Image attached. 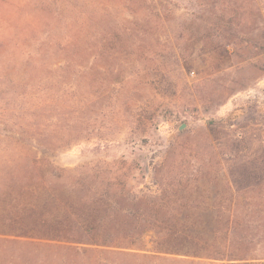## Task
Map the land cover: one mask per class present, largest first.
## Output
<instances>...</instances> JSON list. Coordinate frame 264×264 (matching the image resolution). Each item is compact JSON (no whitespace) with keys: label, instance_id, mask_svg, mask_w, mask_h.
I'll list each match as a JSON object with an SVG mask.
<instances>
[{"label":"rangeland","instance_id":"1","mask_svg":"<svg viewBox=\"0 0 264 264\" xmlns=\"http://www.w3.org/2000/svg\"><path fill=\"white\" fill-rule=\"evenodd\" d=\"M101 11L108 31L128 27L122 47L136 43L104 57L111 87L98 97L100 71L92 87L87 78L70 87L47 44L62 22ZM41 50L45 64L34 70L24 58ZM83 97L93 103L80 112ZM38 100L41 157L67 176L61 185L83 182L111 202L120 194L118 209L131 216L182 218L173 226L203 253H225L206 264L254 261L228 258L238 254L239 236L250 235L246 198H236L230 170L264 172V0H0V159L15 156V102ZM78 113L88 123H78ZM22 133L29 146L33 140ZM153 201L169 203L155 210ZM11 205L1 202L2 233L12 230L5 219ZM158 242L148 231L132 252L163 256ZM245 246L252 258L254 244ZM259 254L264 258V247ZM0 264H10L3 241Z\"/></svg>","mask_w":264,"mask_h":264},{"label":"trees","instance_id":"2","mask_svg":"<svg viewBox=\"0 0 264 264\" xmlns=\"http://www.w3.org/2000/svg\"><path fill=\"white\" fill-rule=\"evenodd\" d=\"M106 14L101 11L96 17L86 13L81 22H76V17L62 22L59 36L50 37L47 44L48 50L58 52L60 80H68L70 87L77 89V84H83L86 78L87 85L92 87V76L100 71L94 82L100 91L98 97L111 87L103 77L106 68L102 60L111 50L120 53L128 49L130 41L122 47L128 27L117 23L108 31ZM130 43L135 45L136 41L132 39ZM112 44L118 48L111 47ZM24 59L31 62L34 70L45 64L43 50L26 54ZM31 76L35 77L33 70ZM15 81L19 83V77ZM13 94L20 95V91L16 88ZM92 103V99L83 97L78 104L80 112L89 110ZM41 112L39 100L27 106L15 102L12 118L15 156L0 159V206L8 198L12 204L5 217L12 230L8 233L0 230V241L8 247L10 264H206L205 260L224 257V252L203 253L206 248L199 241L173 226V221L180 222L182 218L167 213L131 216L120 212L123 209L119 207L123 200L120 194L111 202L91 187L84 189L88 186L83 182L61 185L67 176L59 173L50 160L41 157ZM76 121L81 125L88 123L79 113ZM24 131L33 140L29 146L21 143L20 135L24 136ZM230 178L236 198L241 195L246 198L244 210L249 220L244 224V231L251 237L240 235L238 254L228 258L254 260L243 264H261L255 260L264 259L259 254L264 247V172L254 168L235 174L230 170ZM168 203L150 204L151 209L163 210ZM151 230L159 235V253L173 257L132 252L139 239ZM247 242L254 244L252 258L246 254L250 251L245 246Z\"/></svg>","mask_w":264,"mask_h":264}]
</instances>
